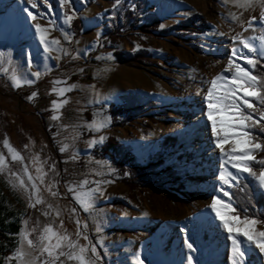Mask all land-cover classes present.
Masks as SVG:
<instances>
[{"label": "rangeland", "instance_id": "374dc122", "mask_svg": "<svg viewBox=\"0 0 264 264\" xmlns=\"http://www.w3.org/2000/svg\"><path fill=\"white\" fill-rule=\"evenodd\" d=\"M120 2L70 0L73 7L65 5L62 14L57 0H49L52 11L38 3L30 10L34 14L42 11L44 17L29 21L21 11L27 0L24 4L0 0V155L7 164L0 172V229L6 237L0 241V264H15V260L4 258L18 246L22 228L28 231L29 239L37 241L49 225L81 246H95L97 264H133L137 252L145 264H186L188 255L194 257L193 264H230L231 243L207 207L212 196L228 198L218 191L222 187L217 179L220 150L211 143L210 126L206 127L204 96L208 81L226 65V55L233 47L231 37L251 29L248 17H257L253 28L264 29L258 22L259 8H238L232 0H145L140 24L155 19L154 31L147 36L125 31L111 41L106 32ZM72 12L70 26L65 25L64 18ZM75 19L79 24L74 33ZM186 20L196 32L176 27ZM32 23L46 28L51 23L48 38L57 39L68 55L61 52L57 61L53 52L46 58ZM62 29L71 33L70 40H64ZM115 52H142L147 62L138 67L119 64ZM240 63L244 66L242 60ZM32 71L42 75L32 78L31 85L12 87L13 74L31 78ZM52 81L62 83L53 85ZM68 86H73L72 90L63 96L52 91ZM32 92L37 95L29 100ZM131 104L136 107L129 108ZM121 106L125 109L115 111ZM54 115L57 119H52ZM101 123L104 126L96 130ZM250 131L264 135L258 127ZM5 137L22 161L11 159L3 146ZM109 137L129 150L138 168L157 161L155 175L150 173L147 179V183L157 185L125 186L112 162L97 152ZM168 138L175 142L161 149ZM223 147L227 152L231 142ZM25 169L41 200L39 204L33 201L31 207V185ZM167 170V175H157ZM11 172L21 177L27 193L18 185L10 186V180L15 183ZM41 174L42 180L38 179ZM236 174L240 180L248 178L246 173ZM129 175L127 171L124 176ZM82 180L83 191L99 189L93 193L88 212L80 209L69 191V186L81 191ZM237 183L225 187L230 196ZM11 223L17 226L15 234L10 232ZM256 227L264 230L260 224ZM184 239H189L196 251L190 253ZM60 259L64 264H77ZM247 259L248 264H264L258 250L250 251Z\"/></svg>", "mask_w": 264, "mask_h": 264}, {"label": "snow or ice", "instance_id": "6c2138e0", "mask_svg": "<svg viewBox=\"0 0 264 264\" xmlns=\"http://www.w3.org/2000/svg\"><path fill=\"white\" fill-rule=\"evenodd\" d=\"M20 2L24 4V0H20ZM232 2L238 8L258 7V22L264 25V0H232ZM38 3L43 4L45 8L52 11L49 0H27V4L21 8V11L26 13L29 21H36L38 18L44 17V12L38 10L37 14H34L30 10L36 9ZM57 4L62 14L65 5H68L70 9L73 7L70 0H57ZM74 15L75 12L67 15L64 18V24L70 26V21ZM232 18L235 20L236 16L233 14ZM255 20H257V17L250 15L247 20V27L253 28V21ZM50 27H52L51 23L48 24L47 28L40 23L31 24L45 57L47 58L55 52L57 55L53 58L58 61L61 52L65 56L68 53L66 49L59 46L60 42L57 39L48 38V28ZM61 33L64 40L71 39L70 32L62 29ZM231 40L233 47L226 55L225 67L208 81L204 96L206 111H203V116L206 117L208 122L206 127L210 126L211 143L214 144L216 149L220 150V171L217 179L222 187L218 191L228 200L212 196L207 207L214 214L215 220L219 222L220 228L227 234L226 239L231 243L230 264H248L247 258L250 251L257 252L258 250L259 257L264 259V230H258L256 227L258 224L264 226V220H261L259 215H247V209H245L243 216L236 215L237 209L231 203L230 193L225 190V187H232L233 181L239 182L240 175L236 173H246L256 183L257 191L264 197V158L256 160L254 155L255 152L264 150V145L259 142V134L250 131L252 128L258 127L259 133H264V107H261L264 106V72L257 74L255 71L257 64H260V67L264 69V63H261L264 60V37L259 38V48H257L255 37H242L240 32L233 35ZM91 47H95V44ZM2 56L3 53H0V58ZM241 60L244 66H241ZM27 67L30 68V63L27 64ZM189 71H195V69ZM41 75L40 71H32L30 73L31 78L27 75L18 77L13 74L11 76L12 87H19L22 83L31 85L33 83L32 78ZM52 83L56 85L62 82L52 81ZM72 87H61L59 89L54 87L52 91L59 96H63L65 92L71 91ZM36 95V92H32L27 98L31 100ZM245 97L251 98L255 103L250 102V99ZM51 103L57 105V101ZM60 103H66V101ZM243 109L247 111L245 112ZM256 113H258V117L255 115ZM52 119H57V116L54 115ZM103 126V123L96 125V130ZM100 139L102 141L103 137ZM229 142H231V147L225 152L223 145ZM3 146L7 149L13 161H22V157L9 145L7 137L4 138ZM88 147H92V142L88 144ZM60 151L63 152L64 148L61 147ZM249 162L260 165L258 174ZM6 169L7 164L4 156L0 155V172H4ZM231 169H235V172H232ZM37 171L39 172V169ZM10 175L15 177V183L9 181L10 186L16 188L18 185L27 193L28 187L21 177L16 172H11ZM24 175L28 177V184L31 185L28 200V206L31 207L33 201L39 204L41 200L37 197V186L32 182L33 178L28 175L27 169L24 170ZM38 179L42 180V174ZM84 184L85 181H80L79 188L81 191H76L71 186H69V191L72 192V199L79 205L80 209L88 212L93 206V193L99 191V189L83 191ZM52 195L55 196L56 193H52ZM75 211L74 208L73 212ZM79 223L77 220V239L81 236ZM97 230L99 231V229ZM180 231L183 233L185 230L181 228ZM83 235L87 242L86 232ZM18 236V246L12 250L11 255L4 258L6 261L15 260V264H64V261L60 259L64 257L69 261L77 262V264H97V249L95 246L89 247L87 243L81 246L76 241L70 240L67 234H58L50 225L45 226L37 241L29 239L28 231L23 228L19 231ZM96 243H100V241L97 240ZM183 244L190 253L196 251L189 239H184ZM89 251L90 256L87 255ZM193 261L194 257L188 255L186 264H193ZM133 264H145L139 252L135 253Z\"/></svg>", "mask_w": 264, "mask_h": 264}, {"label": "trees", "instance_id": "16d2710c", "mask_svg": "<svg viewBox=\"0 0 264 264\" xmlns=\"http://www.w3.org/2000/svg\"><path fill=\"white\" fill-rule=\"evenodd\" d=\"M144 7L145 0H121L118 5V10L112 17V24L110 30L106 32V37L111 41H115V36L124 35L125 31L136 30L143 34L145 33L146 36L148 33L153 32L157 25L155 19L148 23L145 22L140 24L139 15ZM78 24L79 22L77 19L73 20L72 29L74 33L78 30ZM176 27L184 32H196L194 29L195 27H193L191 21L188 20L179 23ZM192 28L194 30H192ZM114 57L117 63L126 66L138 67L147 62V55L142 52H136L132 55L115 52ZM261 63H264V60H262ZM255 71L259 74L264 72V69L260 67V64H257ZM132 107H136V105L131 104L129 106V108ZM121 109L124 110L125 107H117V109L115 108V111ZM259 137V142L264 145V135H259ZM174 142V139L168 138L165 140V144L160 145V148H170L171 144ZM97 152L100 156H105L112 162L117 173L122 177V183L128 188L134 189L139 187V185H157L156 183H147V179L151 174L155 175L154 171L159 167L157 161H155V164L147 165L145 168H138L133 156L130 155L129 150L117 144V142L111 137L107 138ZM254 155L256 160L264 158V150L258 151ZM156 156L159 157V154L157 153ZM250 166L253 167V170L258 174L260 165L255 162H250ZM127 171H129L130 175L125 177L124 175ZM168 172L169 171L167 170L158 174L156 172V174L161 176L162 174L167 175ZM231 201L237 209V212L235 213L236 215L243 216L245 214V209H247V215H259V218L264 220V198L255 190L251 177L239 180L237 185L231 189ZM2 223L0 214V225ZM10 227V232L15 234L17 232L16 224L11 223ZM4 239H6L5 234L3 233V230L0 229V241Z\"/></svg>", "mask_w": 264, "mask_h": 264}, {"label": "bare ground", "instance_id": "6f19581e", "mask_svg": "<svg viewBox=\"0 0 264 264\" xmlns=\"http://www.w3.org/2000/svg\"><path fill=\"white\" fill-rule=\"evenodd\" d=\"M241 35H242V37H248V36L255 37L258 40L256 43L257 48H259V46H260L259 45V38L264 37V29H259V27L258 28H251V29H248L244 32H241Z\"/></svg>", "mask_w": 264, "mask_h": 264}]
</instances>
